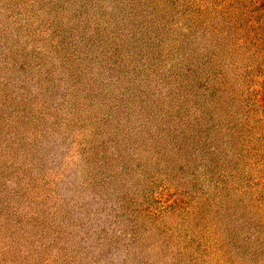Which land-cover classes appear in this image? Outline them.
I'll use <instances>...</instances> for the list:
<instances>
[{
  "label": "rangeland",
  "instance_id": "1",
  "mask_svg": "<svg viewBox=\"0 0 264 264\" xmlns=\"http://www.w3.org/2000/svg\"><path fill=\"white\" fill-rule=\"evenodd\" d=\"M0 264H264V0H0Z\"/></svg>",
  "mask_w": 264,
  "mask_h": 264
}]
</instances>
